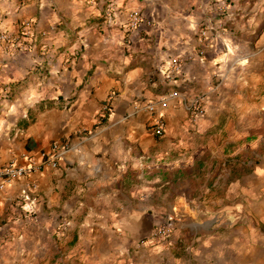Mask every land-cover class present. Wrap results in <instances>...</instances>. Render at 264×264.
<instances>
[{"label": "crops", "instance_id": "obj_1", "mask_svg": "<svg viewBox=\"0 0 264 264\" xmlns=\"http://www.w3.org/2000/svg\"><path fill=\"white\" fill-rule=\"evenodd\" d=\"M0 30V167L59 146L1 189L0 264H264V0H0Z\"/></svg>", "mask_w": 264, "mask_h": 264}, {"label": "built area", "instance_id": "obj_2", "mask_svg": "<svg viewBox=\"0 0 264 264\" xmlns=\"http://www.w3.org/2000/svg\"><path fill=\"white\" fill-rule=\"evenodd\" d=\"M129 19V27L132 29H135L141 22V16L139 12L134 11L130 12L128 15ZM19 35L22 36H28L32 32V28L30 26L29 22H23L20 25ZM18 34V33H17ZM13 50V49H19V50H25V46L21 43L17 42L15 38L9 34L7 31L0 30V52L5 50ZM181 67V62L179 58H173L170 60L169 63V71L171 73H176L179 71ZM171 96H176V93H172ZM200 100H195L188 106V111H193L194 114H201L202 113V105ZM109 110V107L105 105L102 110V115L104 116ZM148 110L152 113L154 112V105L151 104L148 106ZM151 128L153 135L156 137H160L162 135V129H163V119L161 116H157L152 120ZM59 146L54 145L51 148V151L48 153H42L39 156L38 160H35L32 157L26 158L25 162L23 164H18L16 162H9L3 166L0 167V191L1 189L9 182L23 178L34 171H40L44 167H51L55 168L57 166V160H58V153ZM32 189V187H29ZM22 201L28 202L29 204L32 203V199L30 198L29 192L25 191L22 193L21 196ZM173 218L168 217L166 219V222L159 226L155 232L154 237L157 238H164L167 237L172 230L173 227Z\"/></svg>", "mask_w": 264, "mask_h": 264}]
</instances>
